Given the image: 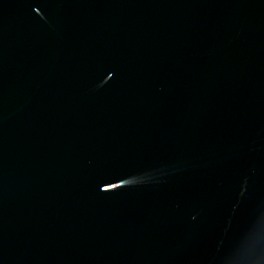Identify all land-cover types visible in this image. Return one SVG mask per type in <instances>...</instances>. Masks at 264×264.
Returning a JSON list of instances; mask_svg holds the SVG:
<instances>
[{
	"label": "water",
	"instance_id": "water-1",
	"mask_svg": "<svg viewBox=\"0 0 264 264\" xmlns=\"http://www.w3.org/2000/svg\"><path fill=\"white\" fill-rule=\"evenodd\" d=\"M0 264H264V0H0Z\"/></svg>",
	"mask_w": 264,
	"mask_h": 264
}]
</instances>
